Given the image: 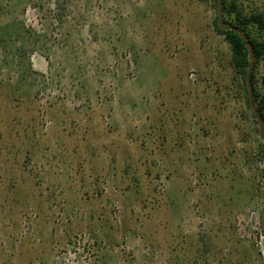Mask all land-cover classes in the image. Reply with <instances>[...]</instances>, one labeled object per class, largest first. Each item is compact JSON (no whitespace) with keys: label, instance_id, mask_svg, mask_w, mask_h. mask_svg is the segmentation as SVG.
I'll return each mask as SVG.
<instances>
[{"label":"rangeland","instance_id":"obj_1","mask_svg":"<svg viewBox=\"0 0 264 264\" xmlns=\"http://www.w3.org/2000/svg\"><path fill=\"white\" fill-rule=\"evenodd\" d=\"M214 18L0 0V264H264V125Z\"/></svg>","mask_w":264,"mask_h":264},{"label":"trees","instance_id":"obj_2","mask_svg":"<svg viewBox=\"0 0 264 264\" xmlns=\"http://www.w3.org/2000/svg\"><path fill=\"white\" fill-rule=\"evenodd\" d=\"M213 3V29L228 45L233 81L241 87L253 122L264 125V11H248L240 0H208Z\"/></svg>","mask_w":264,"mask_h":264}]
</instances>
